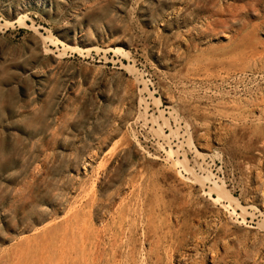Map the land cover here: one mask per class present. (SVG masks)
Listing matches in <instances>:
<instances>
[{
	"label": "rangeland",
	"instance_id": "1",
	"mask_svg": "<svg viewBox=\"0 0 264 264\" xmlns=\"http://www.w3.org/2000/svg\"><path fill=\"white\" fill-rule=\"evenodd\" d=\"M0 264H264V0H0Z\"/></svg>",
	"mask_w": 264,
	"mask_h": 264
},
{
	"label": "bare ground",
	"instance_id": "2",
	"mask_svg": "<svg viewBox=\"0 0 264 264\" xmlns=\"http://www.w3.org/2000/svg\"><path fill=\"white\" fill-rule=\"evenodd\" d=\"M118 51V50H117Z\"/></svg>",
	"mask_w": 264,
	"mask_h": 264
}]
</instances>
